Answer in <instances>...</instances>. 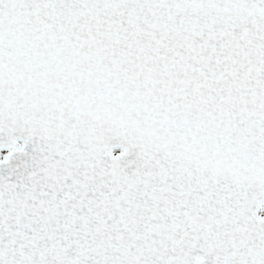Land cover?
Segmentation results:
<instances>
[{
  "label": "snow or ice",
  "instance_id": "snow-or-ice-1",
  "mask_svg": "<svg viewBox=\"0 0 264 264\" xmlns=\"http://www.w3.org/2000/svg\"><path fill=\"white\" fill-rule=\"evenodd\" d=\"M0 264H264V0H0Z\"/></svg>",
  "mask_w": 264,
  "mask_h": 264
}]
</instances>
